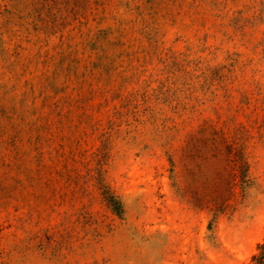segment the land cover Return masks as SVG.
Instances as JSON below:
<instances>
[{"label":"rangeland","instance_id":"obj_1","mask_svg":"<svg viewBox=\"0 0 264 264\" xmlns=\"http://www.w3.org/2000/svg\"><path fill=\"white\" fill-rule=\"evenodd\" d=\"M264 0H0V264H257Z\"/></svg>","mask_w":264,"mask_h":264},{"label":"trees","instance_id":"obj_2","mask_svg":"<svg viewBox=\"0 0 264 264\" xmlns=\"http://www.w3.org/2000/svg\"><path fill=\"white\" fill-rule=\"evenodd\" d=\"M258 249L261 251V253L259 256H255L253 260L256 261L257 264H264V243L259 245Z\"/></svg>","mask_w":264,"mask_h":264}]
</instances>
